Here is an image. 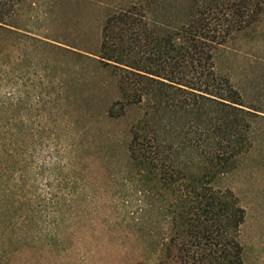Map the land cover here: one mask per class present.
<instances>
[{"label": "trees", "instance_id": "obj_1", "mask_svg": "<svg viewBox=\"0 0 264 264\" xmlns=\"http://www.w3.org/2000/svg\"><path fill=\"white\" fill-rule=\"evenodd\" d=\"M155 1L119 7L106 19L98 53H83L42 38L17 16L37 1L0 0V164L3 175L15 181L12 195L14 187L19 194L24 249H66L70 226L84 221L92 201L86 178L101 171L95 162L84 163L81 137L94 124L81 107L89 105L85 94L77 90L90 80L118 93L99 101L100 119L119 121L144 106L121 139L120 158L122 173L138 177L145 193L141 210L154 205L151 190L141 183L146 177H160L172 191L167 200L173 226L169 240L156 249L158 264L241 263L244 209L231 189L213 182L252 147L253 127L264 116L216 73L214 51L255 22L264 0H187L183 15L163 18ZM47 51L50 100L43 76L37 79L36 69L30 74L24 67L32 55L28 66L34 68L36 57L45 58ZM85 66L90 75L82 72ZM104 157L113 158L107 152Z\"/></svg>", "mask_w": 264, "mask_h": 264}, {"label": "rangeland", "instance_id": "obj_2", "mask_svg": "<svg viewBox=\"0 0 264 264\" xmlns=\"http://www.w3.org/2000/svg\"><path fill=\"white\" fill-rule=\"evenodd\" d=\"M33 1L37 4L30 6V1L26 4L29 7L20 10L17 15L24 17L29 24L27 27L42 38L58 39L64 44L76 46V50L83 53H98L106 19L119 7L138 1L154 2ZM155 2L157 16L161 18L183 15V8L188 5L187 0ZM31 57L24 67L29 69L30 74L36 69L37 79L43 76L46 86L44 97L50 100L54 95L50 52L47 51L45 58L37 56L33 61L34 68L28 66L31 65ZM42 59L45 62L40 65ZM214 62L216 73L229 79L243 95L244 103L259 109L258 113L263 117L264 10L253 24L234 32L225 44L215 49ZM82 72L90 75L91 67L85 66ZM41 87L43 85L36 90ZM101 87V83L88 80L77 88L80 94H85V101L89 103L81 106L85 116L94 124L81 137L88 155L83 158L84 163L90 166L95 162V168L101 171V174H90L86 178L92 201L83 211L84 221L70 226L66 249L55 247L49 254L45 250L31 252L24 249L20 236L19 194L14 187L16 193L12 195L9 187L15 181H9L3 175L0 164V264H158L156 249L169 240L173 226V211L167 200L172 197V191L164 186L160 177H146L141 183L151 190L149 198L154 205L141 210L145 193L139 190L138 177L128 178L122 173L124 161L120 157L125 151L121 139L126 137L132 119L143 114L144 106L139 104L129 116L119 121L100 119L98 115L102 110L99 101L102 103L106 96L108 99L118 97L115 89ZM32 92L37 93L35 90ZM1 131L3 127L0 125ZM252 141V147L237 160L234 169L218 176L213 182L216 188L231 189L245 212L238 233L243 249L240 264H264V118L255 123ZM106 152L113 158H105ZM0 153H3L1 138ZM114 156L117 158L114 159ZM109 168L113 174L106 172Z\"/></svg>", "mask_w": 264, "mask_h": 264}]
</instances>
